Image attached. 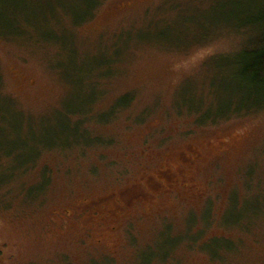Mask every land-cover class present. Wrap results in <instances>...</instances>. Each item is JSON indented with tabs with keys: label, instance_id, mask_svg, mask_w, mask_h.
I'll list each match as a JSON object with an SVG mask.
<instances>
[{
	"label": "rangeland",
	"instance_id": "374dc122",
	"mask_svg": "<svg viewBox=\"0 0 264 264\" xmlns=\"http://www.w3.org/2000/svg\"><path fill=\"white\" fill-rule=\"evenodd\" d=\"M263 14L0 0V264H264V91L233 76Z\"/></svg>",
	"mask_w": 264,
	"mask_h": 264
},
{
	"label": "trees",
	"instance_id": "16d2710c",
	"mask_svg": "<svg viewBox=\"0 0 264 264\" xmlns=\"http://www.w3.org/2000/svg\"><path fill=\"white\" fill-rule=\"evenodd\" d=\"M252 24H254V25L256 24L257 26H262L264 28V14L262 15V17L260 18L259 21L254 22ZM233 76L235 77V80H237L240 83V86H242V88L240 89L241 92H243L244 88L247 90H249V89L256 90L259 93L264 91V32H261L260 35L257 36L254 39V41L243 50V52L241 54V64L239 66V70H237ZM229 115H225L223 117H228ZM199 116L204 117L205 115L199 113ZM194 117H195L194 118L195 119L194 124L196 126L203 125L206 122L210 121V120H206L203 122H197L195 115H194ZM216 121H217V119H214L210 122H216ZM38 155H39V152H38ZM4 160H6V155L1 154L0 155V169L5 168L3 165ZM35 161H36V158H34V163H35ZM42 170H46V168H41V170L38 173L40 174V172ZM46 172L48 173V170ZM170 237L173 239V240H171L172 244L170 245L171 246L170 249H171V251H173L178 246V244H180L181 242L183 243V238L181 237L182 241L180 242L179 240H181V238L179 235L173 236L171 234ZM186 241L187 242H185V244L191 247V245H194L196 243L195 242V236L188 233L186 235ZM216 242L221 243V245H222V243H225L228 245V243L224 242V240L217 238V239H212L211 241L202 244L201 250L207 252L206 249H210L213 246H215ZM217 247H220V246L217 245ZM216 253H217V249H215L214 253H211L213 258L217 257ZM166 255H167V253L162 258H165ZM210 257H211V255H210ZM152 259H151V261L148 260L146 262V264H151L154 261ZM92 264H107V262L105 260L104 261L94 260V261H92Z\"/></svg>",
	"mask_w": 264,
	"mask_h": 264
}]
</instances>
